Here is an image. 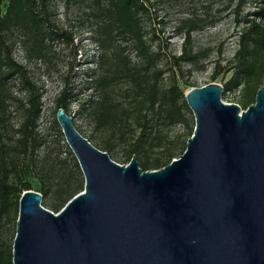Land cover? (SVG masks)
Masks as SVG:
<instances>
[{
  "label": "water",
  "instance_id": "obj_1",
  "mask_svg": "<svg viewBox=\"0 0 264 264\" xmlns=\"http://www.w3.org/2000/svg\"><path fill=\"white\" fill-rule=\"evenodd\" d=\"M211 82L185 93L195 116L184 152L167 165L127 164L57 121L84 189L54 212L20 198L13 264H264V85L243 109Z\"/></svg>",
  "mask_w": 264,
  "mask_h": 264
},
{
  "label": "trees",
  "instance_id": "obj_2",
  "mask_svg": "<svg viewBox=\"0 0 264 264\" xmlns=\"http://www.w3.org/2000/svg\"><path fill=\"white\" fill-rule=\"evenodd\" d=\"M246 1L236 0L232 5L235 19L239 20ZM255 3V8L246 13V23L238 35L235 71L230 83L237 86L243 80L249 86L259 89L264 76V0H256ZM154 4L155 1L151 0H94L88 19L91 38L100 51L94 56V65L86 68L85 80L77 84L74 75L82 65L84 52L76 43V32L50 25L46 0H0V230L3 221L12 213L18 219L20 198L25 190L31 189L28 181L23 182V178L30 175L31 167L27 171L22 170L18 160L35 147L43 106L40 87L27 67L13 56L14 42L10 32L15 28L21 29L24 40L34 41L35 45H44L48 39L63 40L72 46L71 61L66 78L55 96V104L58 108L63 106L68 112L69 103L80 89L91 90L94 126L108 133L109 140L122 138L126 134L124 124L131 121L139 132L132 149L126 155V161L129 162L136 152L144 153L148 148L158 145L155 121L161 120L163 125L184 121L182 109L188 103L186 100L180 102L184 93L178 84V77L185 62L195 63L200 57V53L191 44L192 33L198 28L193 17L181 23L183 40L178 54H168L164 60L160 48L152 49L141 17L151 18L150 7ZM151 19L156 21L162 18L155 13ZM121 35L131 41L142 65L138 69L130 66L128 55L125 63L117 59L115 42ZM154 36H158L156 31L152 32ZM36 50L37 46L31 50V54L36 55ZM166 76L169 83L162 85ZM16 78L21 79L29 95L21 102L24 117L19 128L13 131L10 101L15 97L11 91V82ZM118 81L126 83L120 87L123 94L119 97L114 92ZM252 91L247 93L246 108L255 102L256 95L253 98ZM193 132L194 128H190L188 138ZM87 138L91 141L90 137ZM113 147L114 143L107 141L101 149L110 154ZM173 149L170 148L164 157L156 159L152 165L157 168L163 161H166L164 166L170 163L174 156ZM140 165L143 169H150L148 163ZM79 188L80 191L84 189L82 185L71 191L63 199V206L78 193ZM0 264H13V248L4 251L0 247Z\"/></svg>",
  "mask_w": 264,
  "mask_h": 264
},
{
  "label": "rangeland",
  "instance_id": "obj_3",
  "mask_svg": "<svg viewBox=\"0 0 264 264\" xmlns=\"http://www.w3.org/2000/svg\"><path fill=\"white\" fill-rule=\"evenodd\" d=\"M155 4L150 7L151 18L158 14L161 20H152L148 16H142L143 27L147 31L146 37L153 50L160 48L164 60L168 54H178L183 40L181 23L187 18L193 17L197 29L192 33V47L200 53L199 60L195 63L185 62L182 72L179 73L178 84L184 95L180 102L186 100L185 93L193 87L206 85L211 82L226 86L222 98L228 103H237L243 109L247 93L253 90V98L258 87L253 88L246 81H241L237 86L230 83L235 71V52L238 49V35L245 25L246 13L255 8L256 0H247L240 12L239 20L234 18L232 12L236 0H151ZM94 0H46V11L50 25L60 29H70L76 32V43L81 46L84 55L82 65L76 70L74 80L78 84L85 80L86 68L94 65V56L100 49L91 38L90 9ZM163 21V22H158ZM156 31L157 37H152ZM14 42L13 56L25 65L31 76L40 87L42 96V112L39 118L37 140L35 147L26 155H21L18 165L22 170L30 169V175L23 178L31 185V189L43 194L42 205L59 212L63 206V199L67 195L85 184L84 174L79 162L68 145L60 124L57 121V109L55 96L66 78L67 68L72 57V46L63 40L50 41L46 39L44 45H35L34 41H25L21 29L15 28L11 32ZM21 49H17L18 45ZM116 57L121 63H125L126 55L131 59L130 66L134 69L141 67L139 57L136 56L131 41L118 36ZM119 45V46H118ZM37 46L36 55L31 50ZM88 56V58H86ZM165 75H168L167 73ZM123 80V78H121ZM169 83L168 76L162 85ZM264 85V76L262 80ZM126 85L118 81L116 96L122 95L120 87ZM250 87V88H249ZM11 91L15 98L11 103V127L17 130L24 117L21 102L28 95V89L23 86L21 79L16 78L11 82ZM93 92L88 89H80L68 106V113L73 117L75 125L83 135L90 137L91 141L102 148L107 141L114 143L110 156L121 164H127L126 155L132 149L134 139L139 129L134 127L131 121H127L123 128L125 135L120 139L109 140L106 132L98 130L94 126L92 116ZM95 95V94H94ZM254 100V99H253ZM254 103V101L252 102ZM184 121L163 125L161 120L156 124V143L154 148H148L144 153L136 152L140 163H148L150 169H156L152 163L170 149L174 148L173 159L178 158L187 145L188 131L195 126V116L189 106L183 107ZM163 161L157 168L164 166ZM149 169V170H150ZM80 191V188L77 192ZM19 210V207H18ZM19 212V211H18ZM17 219L14 213L3 221L0 230V247L7 251L13 248L16 234Z\"/></svg>",
  "mask_w": 264,
  "mask_h": 264
},
{
  "label": "built area",
  "instance_id": "obj_4",
  "mask_svg": "<svg viewBox=\"0 0 264 264\" xmlns=\"http://www.w3.org/2000/svg\"><path fill=\"white\" fill-rule=\"evenodd\" d=\"M17 49H19V50L21 49V45L20 44L17 46Z\"/></svg>",
  "mask_w": 264,
  "mask_h": 264
}]
</instances>
